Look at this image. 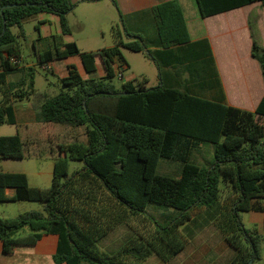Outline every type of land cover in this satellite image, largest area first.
Returning <instances> with one entry per match:
<instances>
[{
  "label": "trees",
  "instance_id": "1",
  "mask_svg": "<svg viewBox=\"0 0 264 264\" xmlns=\"http://www.w3.org/2000/svg\"><path fill=\"white\" fill-rule=\"evenodd\" d=\"M196 1L204 18L256 2L264 8V0ZM76 7L73 0H0V125H16V104L31 100L38 122L84 127L87 137L86 143L58 145L48 187L31 186L25 173L0 172V203L43 204L42 210L0 218L4 251L34 246L44 234H55L59 237L56 264H139L153 255L168 261L190 243L182 227L210 214L235 252L231 264L259 261L262 236L245 226L241 214L264 212V96L255 111H247L179 88H149L146 78L123 82L117 89L113 80L122 69L116 65L127 63L123 50L146 53L160 75L168 62L149 49L144 37L128 31L122 13L120 24L111 28V47L83 52L73 41L35 50L39 67L79 56L89 75L97 72L100 57L104 77L84 79L72 68L59 80L58 93L38 92L37 67L22 63L23 25L36 15L51 14L59 18L63 35H71L68 16ZM152 14L158 46H191L179 0H162ZM252 36V55L264 78V47ZM15 72L22 74L21 80L8 83V75ZM210 144L213 163L199 164L195 151ZM39 156L30 152L19 133L0 136L1 159ZM163 159L180 163L181 175L159 174ZM70 160L82 161L84 167L70 175ZM150 204L173 208L175 213L161 224L148 215ZM121 225L135 235L113 254L102 251L99 242ZM25 227L30 233L19 236Z\"/></svg>",
  "mask_w": 264,
  "mask_h": 264
},
{
  "label": "crops",
  "instance_id": "2",
  "mask_svg": "<svg viewBox=\"0 0 264 264\" xmlns=\"http://www.w3.org/2000/svg\"><path fill=\"white\" fill-rule=\"evenodd\" d=\"M161 1L162 0H73L75 3L81 2L92 4L109 2V4L117 7L118 12L122 13L125 20L127 19L131 33L143 36L142 31L147 33L150 31L148 34L150 42L149 49L154 51L160 58L164 57L166 61H168L167 65L162 69L161 75L160 70L157 67L158 85L156 87L163 85L170 88H179L190 92L198 98L206 99L217 104L225 103L229 106L243 110L255 111L264 96V78L262 69L259 62L252 55V33H254V37L258 40L259 44L264 47V10L261 3L256 2L235 10L204 18L201 15L196 0V3L194 0H179L192 44L191 46H176L164 49L158 46L159 37L157 25L152 14L153 7L157 6ZM254 6L262 8L260 9L259 14H254V10H252ZM42 15H46L47 17L40 20ZM50 15L51 14H39L32 19H38L45 24L49 21L48 17H50ZM55 17L56 22L53 24L54 26H52L47 42L45 44L40 43L38 48L35 43L33 44L34 55L35 50L45 51L54 48L56 44L73 42L72 40H69V37L72 34L67 36L63 35L59 24V18L57 16ZM253 24L257 25V29L253 27ZM196 43L199 44L196 45ZM76 57L79 58L80 63L74 62ZM149 59L151 58L149 57ZM96 65L97 72L99 71L100 75L104 77L106 72L100 57H97ZM49 67L51 72L58 77V80L69 76L72 72V68H75L82 78H92L91 75L85 71L79 56L55 61L50 63ZM130 67L131 66L128 62L116 65L117 70L120 68L122 69L123 76L125 71L130 69ZM136 77H138V75L133 73L132 76L125 77L123 82L137 81L146 78L148 79L147 86L149 88H155L149 86L150 80L147 76H140L139 79H136ZM21 78L22 74L15 72L8 75L7 81L8 83H16L20 81ZM47 91L51 94H56L54 91ZM25 101L29 103L26 105ZM30 103H32L31 100H24L16 104L14 110L16 125H19L22 130V134H20L21 137L29 143L30 152H35L41 155L30 159L53 161L52 163H49L47 167V173L49 172L48 175L50 177L51 170L54 173L55 159L58 156V145L67 144V138L70 141L68 144L77 141L86 143L87 137L85 135V129L84 127L71 128L58 124L40 123L37 121L36 111L34 107H31ZM78 129H83L82 136L77 134ZM51 138L56 140L60 139L55 142L56 149H54L53 143L51 144V142L45 145L40 144V141L46 140L49 142ZM61 140H64L65 142H62ZM262 141L264 143V139ZM204 146L205 145H201L198 149H202ZM3 160L5 159L0 158V172L25 173L16 169L6 170L4 168V163H2ZM25 174L27 175L31 186L40 187L31 184L28 174ZM41 178H43V176ZM42 180L46 181V176ZM2 204L20 205L17 209L16 207L14 209V207ZM29 206L31 205H27L26 202H5L0 203V210H2V213L13 210V213L20 214L25 211H31ZM245 213L248 216L246 223L249 225H254L259 221H262L264 225V216L262 218L256 215L264 212ZM125 226L126 225H121L117 227L103 238L99 242V244H103V247L100 249L109 254H113L131 237H133V232L127 226V229H121ZM253 228H256L262 236L263 247L264 232L260 231L257 227ZM29 233L30 230L24 231L23 233H19V236H24ZM58 243L59 237L57 235L44 234L36 245L16 247L11 253H6L4 251L3 242L0 241V264H56L54 256L57 253ZM224 243L228 246L230 253L232 252L231 256L227 259V263L231 264L235 252L225 241ZM199 251H201L199 250V245L191 244L190 239V243L186 248L170 260L164 261L157 255H153L141 264H198L197 262L201 258L206 259L207 256V254H204L202 255L203 257H201ZM84 264L91 263L85 262Z\"/></svg>",
  "mask_w": 264,
  "mask_h": 264
},
{
  "label": "rangeland",
  "instance_id": "3",
  "mask_svg": "<svg viewBox=\"0 0 264 264\" xmlns=\"http://www.w3.org/2000/svg\"><path fill=\"white\" fill-rule=\"evenodd\" d=\"M258 7L259 6H254V8H252V10H254V14L260 13V9L262 8ZM46 17V15H42L40 20L45 19ZM68 19L72 29V35L69 37V40L76 42L81 51L90 52L102 48H107L113 45V35L111 28L115 24H120V13L118 12L117 7L113 6L112 4H109V2H104L102 4L78 2L76 9L73 13L68 16ZM40 20L32 19L25 22L23 25L24 31L26 33V40L21 41L23 59L22 61L24 65H33L37 67L36 89L38 90V92H46L47 90H51L57 93L61 90V85L59 83L58 77L53 72H51V70L48 71L45 70L43 67L37 66V60L34 55L33 46V44L35 43L38 48L40 43L45 44L47 42V40L49 39L48 37L50 36L52 26H54L53 24L56 22V17L54 15H50V17H48L49 21H47V23L45 24L40 23ZM124 22L128 31L131 32L129 29V23H127V19L125 20L124 18ZM253 27L257 29V25L253 24ZM13 31L16 33L18 32V29H13ZM142 32L143 36H141L144 37L147 42V45L149 46L150 42L148 34L150 31H148V33L145 31ZM123 55L126 61L131 66L130 69L125 71V77L132 76L133 73H136L138 75L136 79H139L140 76H147V78H149L150 80V87H156L158 85L157 66L151 59H149L147 54L123 50ZM74 62L80 63L79 58L76 57L74 59ZM91 77L96 79L102 78L99 71L91 75ZM124 78L120 79L116 77L113 80V84L116 86L117 89L120 90L122 88ZM25 103L27 105V103L29 102L25 101ZM30 104L31 107H33L32 103ZM17 133L22 134V130L19 125H0V136H10L15 135ZM77 134H79V136H82L83 129H78ZM57 140L59 141L60 139ZM57 140L51 138L49 142L46 140L40 141V144L45 145L51 142V144L53 143L54 149H56L55 142ZM62 142L65 141L63 140ZM68 143H70V141L67 138V144ZM194 160L204 166H210L214 161V145H205L204 148L196 150L194 154ZM52 162V160L40 161L38 159H30L27 157L23 160H3L2 163H4V168L6 170L16 169L21 172L27 173L30 178L31 184L38 185L40 187H48L52 184L53 171L51 170V176L49 177V172L47 173V167L49 163ZM83 167L84 162L70 160L69 174L71 175L72 173L82 169ZM158 173L161 175L179 177L181 175V164L178 162L163 159L160 161ZM42 176L43 178H41ZM45 176L46 181L42 180ZM48 177L49 179L47 180ZM26 204L31 205L29 206L30 210L43 209L42 203L26 202ZM2 205H9V207H14V209L16 207L17 209L20 204ZM147 213L149 216H152L157 219L161 224H166L170 221V218L175 213V210L169 207L150 204L147 208ZM15 214L16 213H13V210H9V212L6 213H2V210H0V218H14L18 215ZM256 215L258 217L263 218L264 213H258ZM209 217H211L210 214H205L196 222L187 224L188 226L184 225L182 229L188 236H190L191 244L199 245V250H201L199 251V255L203 257L202 255L207 254L208 256H206V259L201 258L197 262L198 264H228L227 259L231 256L232 252L230 253L229 248L224 243L221 234L213 225V220ZM247 218V214L243 213L242 219L246 227H257L260 231L264 232V225L262 221H259L254 225H249L248 223H246ZM137 223L139 225H142L139 220H137ZM127 227L131 230L129 226ZM127 227L125 226L121 229H127ZM24 231H29V228H23L20 233H23ZM131 231L135 235V232L133 230ZM98 246L99 248H102L103 244H99ZM261 257L262 259L260 261H257L255 264H264V246L261 247Z\"/></svg>",
  "mask_w": 264,
  "mask_h": 264
},
{
  "label": "built area",
  "instance_id": "4",
  "mask_svg": "<svg viewBox=\"0 0 264 264\" xmlns=\"http://www.w3.org/2000/svg\"><path fill=\"white\" fill-rule=\"evenodd\" d=\"M12 61L15 62V60H12ZM44 69H45V70H48V71L51 70L50 67H49V65H46V66L44 67ZM117 77L120 78V79H123V77H124V76H123V73H122L121 71H118V72H117Z\"/></svg>",
  "mask_w": 264,
  "mask_h": 264
},
{
  "label": "water",
  "instance_id": "5",
  "mask_svg": "<svg viewBox=\"0 0 264 264\" xmlns=\"http://www.w3.org/2000/svg\"><path fill=\"white\" fill-rule=\"evenodd\" d=\"M14 5H9L8 7H13ZM248 264H253L252 261H250Z\"/></svg>",
  "mask_w": 264,
  "mask_h": 264
}]
</instances>
